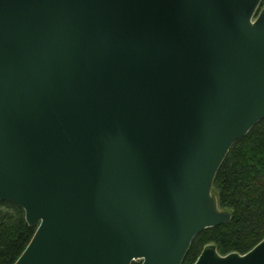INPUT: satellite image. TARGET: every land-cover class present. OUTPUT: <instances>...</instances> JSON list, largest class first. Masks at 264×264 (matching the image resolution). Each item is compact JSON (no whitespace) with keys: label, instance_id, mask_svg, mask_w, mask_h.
<instances>
[{"label":"water","instance_id":"water-1","mask_svg":"<svg viewBox=\"0 0 264 264\" xmlns=\"http://www.w3.org/2000/svg\"><path fill=\"white\" fill-rule=\"evenodd\" d=\"M262 2L0 0V199L37 228L13 264H182L231 222L213 182L264 119ZM194 264H264V238Z\"/></svg>","mask_w":264,"mask_h":264},{"label":"trees","instance_id":"trees-1","mask_svg":"<svg viewBox=\"0 0 264 264\" xmlns=\"http://www.w3.org/2000/svg\"><path fill=\"white\" fill-rule=\"evenodd\" d=\"M222 162L213 191L220 207L231 211V222L200 232L182 264H194L210 243L217 245L221 255L245 254L264 238V119L230 147ZM36 230L27 222L23 207L0 199V264H13Z\"/></svg>","mask_w":264,"mask_h":264}]
</instances>
